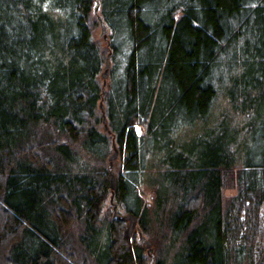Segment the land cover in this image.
I'll use <instances>...</instances> for the list:
<instances>
[{"label": "trees", "instance_id": "1", "mask_svg": "<svg viewBox=\"0 0 264 264\" xmlns=\"http://www.w3.org/2000/svg\"><path fill=\"white\" fill-rule=\"evenodd\" d=\"M258 119L247 163L241 134ZM143 187L169 238L154 264H264V0H0V264H148L102 218L112 195L151 232Z\"/></svg>", "mask_w": 264, "mask_h": 264}, {"label": "rangeland", "instance_id": "2", "mask_svg": "<svg viewBox=\"0 0 264 264\" xmlns=\"http://www.w3.org/2000/svg\"><path fill=\"white\" fill-rule=\"evenodd\" d=\"M96 2H97V0H95V3ZM95 7H96L95 16H96V18L99 19L100 16L98 14V6H95ZM111 34L112 33L109 30V28H108V38L111 36ZM94 37H95V39L100 41L101 44H103V46L104 45L105 46L109 45L108 44L109 43V39H108V43L103 40V37H102V34H101L100 25L94 31ZM109 56H110V53H108L107 57L109 58ZM112 69H113V73L114 74L116 72H118V69L115 67V64L112 63L109 60V74L111 73ZM102 74L100 76V79L103 82ZM108 77H107L106 83L104 85L105 89H108V84L110 82ZM226 103L227 102H226L225 97L220 95L219 99H218V102H217V104H216V106L214 108L217 116L221 112L224 113L225 111H228V106H227ZM230 116L233 117V115L231 113H230ZM241 118L242 117L236 118V123L239 125V127L244 124V119L242 118L243 119L242 120ZM259 121H260V119L257 120V122H256V124L254 126H252L247 131L244 130L245 132L242 131L243 134H241L242 135V142H243V146L241 147V155L243 156L244 161L247 162V163L248 162L256 163L259 160L258 152L261 151V148L263 146V129H262ZM135 131H136L138 136H142V135L145 134L144 127L142 125H139V124L135 125ZM253 151H255L254 154H253ZM237 163H242V160L240 159V161H238ZM120 167H121V157L119 155L117 161L114 163L113 170H112V173H113L114 179H115L114 182H116L117 171L119 170ZM234 183L235 182L233 181V179L230 180V175L227 176L226 179L224 180V186H223V189H222L223 203L224 202L227 203L228 200H230L232 197H234L237 194V190H236V187H235ZM114 187H115V183H114ZM139 194L142 197V199L144 201V204L147 205V210H148V214H149L150 218H153V223H151V226L153 228L152 231L149 232V233H144V234L142 233V235L145 237V239L147 241H149L151 243V245H152L151 253L154 254V259H156L158 255L159 256H163L164 251L167 249L166 247L169 244V238H166V236L162 237V238L160 237V232L161 231L158 229V224H157V222L155 220H160L162 218V214L160 212H158L155 215L156 212H153V209H154L153 208V202H152L153 194H152L151 190L148 189V188L143 187V188L139 189ZM111 200H112V203L115 204L118 213L120 215H125L126 214L125 210L120 205H118L117 203H115L113 201V198H112V195H111L107 199L105 208L103 210L102 218H105V217L111 218V217H113V209H112ZM74 228L76 229L77 227L74 226ZM164 231H165V229L163 230V232ZM92 235H93L92 238L89 237V238H87L85 240L86 241L85 249L90 250V251H93L95 246H96V243H95L96 234L93 233ZM134 235H135L134 238H131V236H129V237H127V239L129 241H131L133 239H137V242H139V244H140L139 237L137 236L136 233ZM82 236H83V234H82ZM88 236H89V234H88ZM168 236H169V234H168ZM179 244H180V241L174 242V247L173 248L178 247ZM142 248L145 251L144 246H142ZM145 255H146V258H147V263L149 264V256L146 254V252H145ZM166 259H167V257H166Z\"/></svg>", "mask_w": 264, "mask_h": 264}, {"label": "water", "instance_id": "3", "mask_svg": "<svg viewBox=\"0 0 264 264\" xmlns=\"http://www.w3.org/2000/svg\"><path fill=\"white\" fill-rule=\"evenodd\" d=\"M99 25H100L103 40L108 43V29L100 17H99ZM108 69H109V58L107 57L106 58V64L104 67V72L102 74L103 86L105 85L106 79L108 77ZM103 109H104L103 105H100V110L103 111ZM102 123L104 125L103 129L105 131H108V126L106 125L107 121H106V117L104 114L102 115ZM118 157H119V151L116 148V145L113 143L112 153L108 157V167H107V172L109 174V185H110L111 191H113L114 183H115L114 182L115 179H114V175L112 173V170H113L114 162L118 159ZM111 203H112V200H111ZM112 209H113V219L128 224V226L125 230V234H129V233L133 232L134 229L136 228L137 224H138V218L132 214L119 215L117 208H116L114 203H112ZM137 233H138V237L140 240V244L142 246H144V248L146 249L147 255L149 256V264H153L154 263V254L150 253V250L152 248L151 243L145 239V237L142 235V232L140 229L137 230Z\"/></svg>", "mask_w": 264, "mask_h": 264}, {"label": "flooded vegetation", "instance_id": "4", "mask_svg": "<svg viewBox=\"0 0 264 264\" xmlns=\"http://www.w3.org/2000/svg\"><path fill=\"white\" fill-rule=\"evenodd\" d=\"M127 226H128V224L127 223H125V230H126V228H127ZM139 229V226H138V224H137V226H136V228L134 229V231L133 232H131V233H129V234H125V237L127 238V237H129V236H131V238H134L135 237V233L137 234V230ZM138 236V235H137ZM132 241V240H131Z\"/></svg>", "mask_w": 264, "mask_h": 264}, {"label": "bare ground", "instance_id": "5", "mask_svg": "<svg viewBox=\"0 0 264 264\" xmlns=\"http://www.w3.org/2000/svg\"><path fill=\"white\" fill-rule=\"evenodd\" d=\"M109 39V38H108ZM139 221V220H138Z\"/></svg>", "mask_w": 264, "mask_h": 264}]
</instances>
